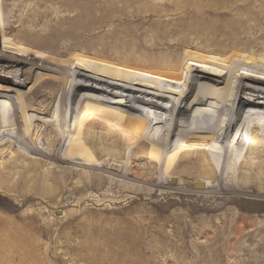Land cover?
<instances>
[{
    "label": "rangeland",
    "instance_id": "rangeland-1",
    "mask_svg": "<svg viewBox=\"0 0 264 264\" xmlns=\"http://www.w3.org/2000/svg\"><path fill=\"white\" fill-rule=\"evenodd\" d=\"M190 10L207 17L205 20L218 21L222 24L219 29L237 28L240 40L248 43V52L264 44V0H0V163L20 149L38 156L30 151L34 138L27 134L32 136L37 124L43 133L38 139L44 142L48 129L40 121L52 119L57 106L67 99L71 69H92L102 75L101 65L136 63L113 56L116 39L109 37L113 30L120 31L127 42L140 43L141 49L131 50L144 58L145 47L140 41L151 42L150 38L161 34L171 39L185 37V32L165 33L161 27L175 22L179 14H192ZM128 27L133 29L128 32ZM135 31L142 39L135 37ZM127 46L123 45V50L130 51ZM51 100V109H45ZM34 115L41 120L32 118ZM75 180L54 181L47 187L33 184L25 190L30 197L24 205L22 195L17 197L0 187V264L264 261V196L250 192L238 193L241 197H232L236 192L213 195L215 192L196 186L194 181L179 186L145 184L153 189L146 193H139L135 181L124 196H116L108 185L86 186ZM127 225L139 238L136 243L102 242L105 234L101 228ZM108 234L113 236V231ZM18 237L32 240L22 244L9 240Z\"/></svg>",
    "mask_w": 264,
    "mask_h": 264
},
{
    "label": "bare ground",
    "instance_id": "bare-ground-1",
    "mask_svg": "<svg viewBox=\"0 0 264 264\" xmlns=\"http://www.w3.org/2000/svg\"><path fill=\"white\" fill-rule=\"evenodd\" d=\"M188 14H179L175 22L161 27L164 32H185L184 38L161 34L150 38L151 42L140 41L144 58L131 50L141 49L140 43L127 42L120 31L113 30L109 35L116 39L113 56L136 63L101 65L102 75L92 69H71L67 99L57 106L54 117L32 116L48 129L44 142L38 139L43 133L37 124L32 136L27 134L34 138L30 151L38 156L20 149L2 161L0 187L22 195L23 205L30 197L27 187L75 179L86 186L108 185L116 196H124L135 181L139 193L153 190L145 184L179 186L194 181L213 195L236 192L232 197H241L240 193L250 192L264 196V44L248 52V43L240 40L237 28L219 29L218 21L205 20L196 12ZM129 28L128 32L133 29ZM191 33L194 37L187 35ZM140 34L134 33L137 39H142ZM123 45L130 51L123 50ZM100 230L105 236L99 242L123 244L139 239L128 225ZM111 231L113 236H107ZM30 239L9 240L22 244ZM252 264L264 261L255 259Z\"/></svg>",
    "mask_w": 264,
    "mask_h": 264
},
{
    "label": "water",
    "instance_id": "water-1",
    "mask_svg": "<svg viewBox=\"0 0 264 264\" xmlns=\"http://www.w3.org/2000/svg\"><path fill=\"white\" fill-rule=\"evenodd\" d=\"M196 186H199L198 183H196Z\"/></svg>",
    "mask_w": 264,
    "mask_h": 264
}]
</instances>
